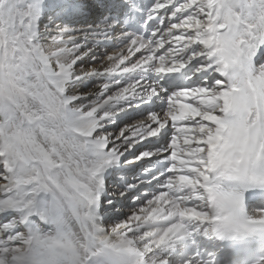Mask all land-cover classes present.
Here are the masks:
<instances>
[{"label": "snow or ice", "instance_id": "6c2138e0", "mask_svg": "<svg viewBox=\"0 0 264 264\" xmlns=\"http://www.w3.org/2000/svg\"><path fill=\"white\" fill-rule=\"evenodd\" d=\"M0 264H264V0H0Z\"/></svg>", "mask_w": 264, "mask_h": 264}]
</instances>
